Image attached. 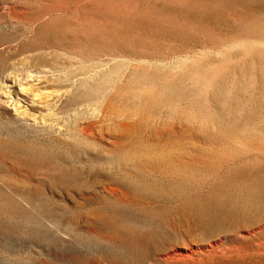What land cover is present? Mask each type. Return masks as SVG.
I'll use <instances>...</instances> for the list:
<instances>
[{
    "label": "rangeland",
    "instance_id": "rangeland-1",
    "mask_svg": "<svg viewBox=\"0 0 264 264\" xmlns=\"http://www.w3.org/2000/svg\"><path fill=\"white\" fill-rule=\"evenodd\" d=\"M0 264H264V0H0Z\"/></svg>",
    "mask_w": 264,
    "mask_h": 264
},
{
    "label": "bare ground",
    "instance_id": "bare-ground-1",
    "mask_svg": "<svg viewBox=\"0 0 264 264\" xmlns=\"http://www.w3.org/2000/svg\"><path fill=\"white\" fill-rule=\"evenodd\" d=\"M208 62V61H207ZM216 72V71H215ZM21 116V115H20ZM20 123V122H19Z\"/></svg>",
    "mask_w": 264,
    "mask_h": 264
}]
</instances>
